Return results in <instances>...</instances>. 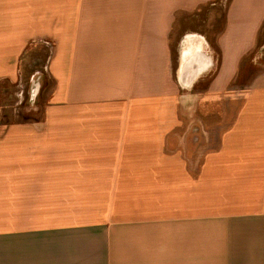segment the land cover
<instances>
[{"label":"crops","instance_id":"1","mask_svg":"<svg viewBox=\"0 0 264 264\" xmlns=\"http://www.w3.org/2000/svg\"><path fill=\"white\" fill-rule=\"evenodd\" d=\"M221 1L0 0V90L51 83L0 128V264H264V0Z\"/></svg>","mask_w":264,"mask_h":264},{"label":"rangeland","instance_id":"2","mask_svg":"<svg viewBox=\"0 0 264 264\" xmlns=\"http://www.w3.org/2000/svg\"><path fill=\"white\" fill-rule=\"evenodd\" d=\"M225 1L226 0L221 1L222 8ZM218 12L216 17L220 19L223 11L220 8ZM202 16L203 13L201 12L200 18H194L193 23L200 20ZM208 29H210L208 31L211 32L210 37L214 38V34L218 30V27L210 26ZM261 38L264 40V29H262ZM261 42L260 45H263ZM259 52H261L263 55L261 56L264 57V46L260 47ZM242 69L246 71L245 67H242ZM47 80L48 78L45 74L32 75L23 73L19 75L18 81L10 82L4 90H0V103L2 106L0 128H3V125L5 127L9 124L19 123L30 114L42 113L40 109L44 104V97L47 96L48 92L51 90V83Z\"/></svg>","mask_w":264,"mask_h":264},{"label":"bare ground","instance_id":"3","mask_svg":"<svg viewBox=\"0 0 264 264\" xmlns=\"http://www.w3.org/2000/svg\"><path fill=\"white\" fill-rule=\"evenodd\" d=\"M192 37L193 36H190L189 42H190V44H194V45L192 47H189L188 48V51H186V52L184 51V55H183V58H182V62L185 61V60L187 61L189 56L192 55L191 57H193L194 55H196V53H194V51H195V47H198V44H196V42L194 41V38H192ZM193 53H194V55H193Z\"/></svg>","mask_w":264,"mask_h":264}]
</instances>
